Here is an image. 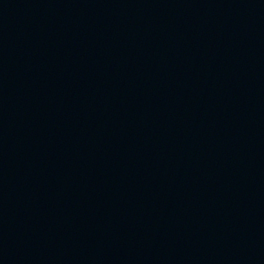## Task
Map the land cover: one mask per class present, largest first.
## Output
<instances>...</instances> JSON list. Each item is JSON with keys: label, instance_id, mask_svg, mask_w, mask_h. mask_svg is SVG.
I'll return each instance as SVG.
<instances>
[{"label": "water", "instance_id": "95a60500", "mask_svg": "<svg viewBox=\"0 0 264 264\" xmlns=\"http://www.w3.org/2000/svg\"><path fill=\"white\" fill-rule=\"evenodd\" d=\"M0 264H264V0H0Z\"/></svg>", "mask_w": 264, "mask_h": 264}]
</instances>
